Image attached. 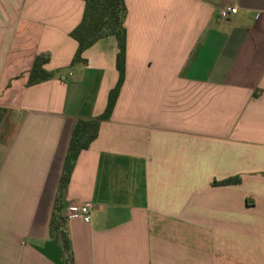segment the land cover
<instances>
[{"label":"crops","instance_id":"0c3cea01","mask_svg":"<svg viewBox=\"0 0 264 264\" xmlns=\"http://www.w3.org/2000/svg\"><path fill=\"white\" fill-rule=\"evenodd\" d=\"M125 2V81L63 203L73 264H264V0ZM84 11L0 0V264L67 257L50 224L71 134L119 78L114 36L72 65ZM39 55L55 75L29 86Z\"/></svg>","mask_w":264,"mask_h":264},{"label":"trees","instance_id":"16d2710c","mask_svg":"<svg viewBox=\"0 0 264 264\" xmlns=\"http://www.w3.org/2000/svg\"><path fill=\"white\" fill-rule=\"evenodd\" d=\"M83 1L85 2L83 20L71 33V36L79 44L72 65H86L88 61L84 57V53L100 39L114 36L117 39L119 49L116 58L119 78L116 86L108 95L105 111L96 118L78 120L71 134L50 224V236L60 242L63 252L67 253L64 264H73V258L70 256V241L63 226V203L67 195L71 175L81 152L87 150L91 146L98 137L101 124L111 118L126 77L127 30L125 27V20L127 7L125 0ZM48 62L49 57L46 55H39L36 57L30 71L29 86L45 82L54 77L55 74L45 69V65ZM5 115L6 109L0 107V126ZM240 182L241 179L235 177L222 182H215L214 184L230 185L239 184Z\"/></svg>","mask_w":264,"mask_h":264},{"label":"built area","instance_id":"2783aa9c","mask_svg":"<svg viewBox=\"0 0 264 264\" xmlns=\"http://www.w3.org/2000/svg\"><path fill=\"white\" fill-rule=\"evenodd\" d=\"M238 9L233 6L223 7L220 11V16L222 18H228L231 14H237ZM93 204L90 202L74 204L66 208L65 213L68 218H73L76 216L88 217L92 214Z\"/></svg>","mask_w":264,"mask_h":264}]
</instances>
